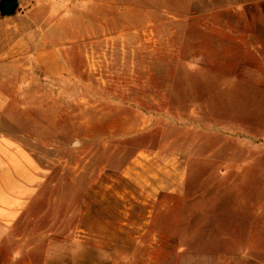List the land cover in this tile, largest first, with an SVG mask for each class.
I'll list each match as a JSON object with an SVG mask.
<instances>
[{
	"label": "rangeland",
	"instance_id": "1",
	"mask_svg": "<svg viewBox=\"0 0 264 264\" xmlns=\"http://www.w3.org/2000/svg\"><path fill=\"white\" fill-rule=\"evenodd\" d=\"M90 5L0 87L43 174L0 264H264V0Z\"/></svg>",
	"mask_w": 264,
	"mask_h": 264
},
{
	"label": "crops",
	"instance_id": "2",
	"mask_svg": "<svg viewBox=\"0 0 264 264\" xmlns=\"http://www.w3.org/2000/svg\"><path fill=\"white\" fill-rule=\"evenodd\" d=\"M92 1L17 0L13 13L0 12V87L16 80L30 61L46 71L61 70L58 49L93 33L79 38L75 29ZM6 103L0 96V247L14 244L17 222L43 179L30 148L4 125Z\"/></svg>",
	"mask_w": 264,
	"mask_h": 264
},
{
	"label": "water",
	"instance_id": "3",
	"mask_svg": "<svg viewBox=\"0 0 264 264\" xmlns=\"http://www.w3.org/2000/svg\"><path fill=\"white\" fill-rule=\"evenodd\" d=\"M17 0H1L0 12L2 15H9L16 9Z\"/></svg>",
	"mask_w": 264,
	"mask_h": 264
}]
</instances>
